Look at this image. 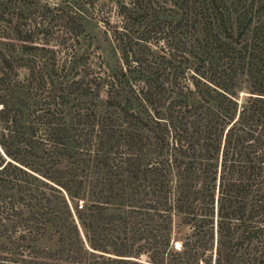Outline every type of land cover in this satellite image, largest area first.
<instances>
[{
  "label": "trees",
  "instance_id": "16d2710c",
  "mask_svg": "<svg viewBox=\"0 0 264 264\" xmlns=\"http://www.w3.org/2000/svg\"><path fill=\"white\" fill-rule=\"evenodd\" d=\"M0 240V264H264V0H0Z\"/></svg>",
  "mask_w": 264,
  "mask_h": 264
},
{
  "label": "rangeland",
  "instance_id": "374dc122",
  "mask_svg": "<svg viewBox=\"0 0 264 264\" xmlns=\"http://www.w3.org/2000/svg\"><path fill=\"white\" fill-rule=\"evenodd\" d=\"M58 1V0H55ZM84 28V48L91 49L102 58L105 68L109 71H114L119 65L118 56L114 49L112 39L109 33L106 32L104 25L93 18L91 15L85 14L83 19ZM173 248H178L179 246V236L180 233L177 230L173 234ZM58 237L57 227L55 224H49L37 244L40 246H51L56 245V239ZM0 240V244H1Z\"/></svg>",
  "mask_w": 264,
  "mask_h": 264
}]
</instances>
